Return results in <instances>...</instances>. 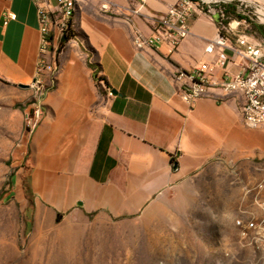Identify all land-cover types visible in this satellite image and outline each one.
<instances>
[{"label":"crops","instance_id":"0c3cea01","mask_svg":"<svg viewBox=\"0 0 264 264\" xmlns=\"http://www.w3.org/2000/svg\"><path fill=\"white\" fill-rule=\"evenodd\" d=\"M43 1L54 9V0ZM177 1L76 0L74 35L58 56L60 73L44 99L47 114L32 137L36 171L57 178L71 194L88 196L74 199L69 217L93 212L92 219L126 216L163 225L171 222L160 221L158 210L214 212V195L225 204L242 200L235 174L264 157V128L243 125L239 93L219 97L214 85L209 89L214 99L201 98L192 106L178 94L200 62L213 60L206 45L219 33L234 43L233 32L196 14L174 49L165 43L134 46L135 32L150 36L154 21ZM7 10L15 19L4 24ZM246 36L250 42L262 40ZM39 42L35 2L0 0V78L30 84ZM225 54L228 73H238L243 59ZM222 73L219 67L211 82ZM95 75L111 96L99 89ZM263 177L258 169L248 193H260Z\"/></svg>","mask_w":264,"mask_h":264},{"label":"rangeland","instance_id":"374dc122","mask_svg":"<svg viewBox=\"0 0 264 264\" xmlns=\"http://www.w3.org/2000/svg\"><path fill=\"white\" fill-rule=\"evenodd\" d=\"M211 7L224 12L223 25L264 38V2L214 0ZM56 41L49 60H55L57 72L38 73L45 83L43 94L0 78V264H264V248L244 247L234 228V219L251 208L250 201L264 197V177L260 193H248L256 171L264 173V157L235 174L241 202L221 203L214 195V212L158 210L160 221L171 222L163 225L126 216L92 219L93 212L69 217L74 199L88 196L71 194L57 178L36 171L32 159V137L47 114L44 99L54 87L49 88L50 79L60 73L58 56L65 45ZM94 77L104 90L101 77ZM37 108L38 122L30 127L27 121ZM59 202L62 208L56 206Z\"/></svg>","mask_w":264,"mask_h":264},{"label":"built area","instance_id":"2783aa9c","mask_svg":"<svg viewBox=\"0 0 264 264\" xmlns=\"http://www.w3.org/2000/svg\"><path fill=\"white\" fill-rule=\"evenodd\" d=\"M37 5V19L39 24L40 42L37 62L36 76L28 84L40 94L45 91L44 80L38 75L42 69L53 73L57 72V65L54 59H50V53L54 42L62 38L71 28L72 18L75 10L76 0H54L55 7L50 10L44 5L43 0H33ZM214 0H178L171 5L164 16L154 21V29L150 36H143L136 31L133 44L137 49L145 47H156L165 43L170 49H174L182 38L189 33L188 19L196 14H204L210 19L217 17L218 28L223 31L233 32L235 42L228 41L224 34L219 33L208 45L204 52L212 55L210 62H200L195 70L187 77V81L179 90L182 101L192 106L195 101L201 98H213L209 89L214 85L220 90L219 97H227L239 93L242 97L240 114L242 123L250 129L264 128V38L259 42H250L245 34L236 31L231 24L225 26L222 21L225 19L222 10L214 11L211 7ZM3 23L15 19V14L5 11ZM243 59L240 71L236 74H229L226 70V52ZM219 67L223 73L216 83L211 82L212 75ZM56 75L50 79V89L54 86ZM108 96L112 93L106 89L102 79L100 80ZM49 89V90H50ZM48 92V91H47ZM218 97V98H219ZM39 109H35L32 117L27 123L34 127L39 119ZM254 208L245 210L242 215L234 219V228L242 245L264 248V197L254 199Z\"/></svg>","mask_w":264,"mask_h":264},{"label":"trees","instance_id":"16d2710c","mask_svg":"<svg viewBox=\"0 0 264 264\" xmlns=\"http://www.w3.org/2000/svg\"><path fill=\"white\" fill-rule=\"evenodd\" d=\"M74 33L71 28H68L67 32L62 36L60 40V45H64L69 39L73 37ZM57 219H59V215H57Z\"/></svg>","mask_w":264,"mask_h":264},{"label":"water","instance_id":"95a60500","mask_svg":"<svg viewBox=\"0 0 264 264\" xmlns=\"http://www.w3.org/2000/svg\"><path fill=\"white\" fill-rule=\"evenodd\" d=\"M214 20H217V17L215 16L214 17ZM21 87H27L28 85L27 84H23V85H20Z\"/></svg>","mask_w":264,"mask_h":264}]
</instances>
